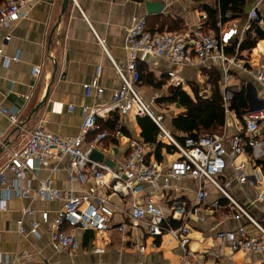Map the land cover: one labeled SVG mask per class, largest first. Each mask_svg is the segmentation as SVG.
I'll return each mask as SVG.
<instances>
[{"label": "crops", "instance_id": "1", "mask_svg": "<svg viewBox=\"0 0 264 264\" xmlns=\"http://www.w3.org/2000/svg\"><path fill=\"white\" fill-rule=\"evenodd\" d=\"M146 1L162 2L163 12L159 15H148L145 8ZM63 2L64 0H26L22 8L25 17L12 23L8 29L0 31V39L4 40L5 45L4 56L0 57V104L11 111L19 110L21 113L19 123H24L22 129L15 131L16 127L0 114V147L5 141L10 143L0 155V167L6 165L12 151H18L27 144L37 126L42 125L61 139L69 140L80 133L84 120L83 106L106 107L111 102L113 94L122 86L113 63L126 67V34L133 17L145 16L152 29L159 28L160 24L156 22V18L172 19L179 25L178 30L175 31L165 28V32L171 33H192L196 30L205 32L203 27L207 21V14L202 10L203 4L194 0H71L62 15ZM208 4H213V1ZM254 9L263 19L264 0H248L246 15L242 19L222 23V29L219 28L220 35L222 32H228L235 22L238 35L241 37L243 30L249 24L251 26L252 23H258L249 19ZM259 27L264 30V25ZM238 35L229 43V45L236 43L235 54L226 55L229 59L238 57L237 64L230 67L232 84L237 89L244 90L248 109L243 110L241 118L233 111L226 115V123L220 133L226 129L229 138L238 133L244 136L242 129L245 113L264 107V84H260L256 78L261 59L264 57V40L258 41L254 49L241 53ZM99 39L104 41L107 51L101 46ZM16 57L17 59L13 60ZM141 62H143L141 68L144 69L145 74L150 75V80L142 81L138 86L139 91L146 101L154 100L157 105L164 108L168 106L160 104L158 100L172 87L166 77L167 72L170 71L176 70L183 78L184 83L179 86L182 90L193 96L195 88L201 96L210 97L213 93L210 72L217 70L220 72L219 86L222 90L223 71L219 64L212 65L196 60L189 66L176 69L166 59L155 58L151 63ZM56 65L57 71H55ZM36 68L41 69L39 76L34 75ZM94 82H97V88L87 96L85 87ZM47 93L46 104L32 116L31 120H28ZM71 105L74 106L72 111L69 110ZM171 106H174V110L172 109L174 113L170 118L168 113L166 114L165 126L174 133L172 121L184 112V109L177 105ZM98 125L100 127L98 133L101 131L109 133L108 138L97 147V151L103 156L102 162L110 166L115 167L124 163L131 151L132 141L149 146L148 161L154 159L161 163L163 174H166L165 166L177 158L167 148H162L161 159L158 160L157 145L144 141L138 117L134 113L126 116L109 115L100 118ZM117 131L122 134L120 138L114 136ZM98 133H92L87 137L85 149L93 143ZM256 138L264 139V132H260ZM251 154V149L246 147L243 154L228 161V167L224 175L219 177V181L222 185L230 183L227 188L228 193L254 221L264 228V211L255 202L257 196L264 191V155L260 144L256 147L255 156H252L255 160ZM241 164H245L249 179L245 184L239 183L236 178V168ZM57 166L60 171L53 175L50 170L39 168L38 180H32L29 184L31 190L36 191L39 188V181L52 175L62 194L59 199L49 201L35 197L24 200L16 196L13 189L20 184L15 182L11 174L8 175L7 187L0 185V264H13L15 258L23 254L27 255V258L22 260V264H134L137 262L261 264L264 262V254H249L234 251L228 245L221 246L217 238L219 232L237 231L243 227L251 236L259 237L260 231L246 215L232 210L227 199L211 184L206 185L209 191L208 199L203 204H198L196 201L198 183L193 179L172 180L167 185L162 179L155 185H143L136 198L130 195L122 198L108 187L99 188L98 195L106 197L116 209L112 227L106 231L96 232L74 229L65 224L63 229L76 236L79 248L72 254L57 253L51 241L52 222L62 209L69 193L73 196H81L95 182L93 176L87 173L85 182L79 180L71 183L68 159ZM27 185L28 180L21 183V186ZM148 195L152 197L155 205L163 210L167 218H171L179 204L184 205L187 211L195 210L188 220V226L191 228L188 252H184L178 242L168 234L150 236L145 224L132 230H120L122 224L129 223L126 214L131 209L132 203L144 205V198ZM215 201H219L222 205L216 213L212 211V203ZM24 209L34 211L33 216L25 218L24 224L26 229L30 230V224L38 222L39 228L36 234L29 232L21 234L18 231L17 221L21 219ZM43 212L48 213V221L42 219ZM172 223L177 227L182 221L174 220ZM141 248L144 252L140 251ZM97 249H102L103 252L99 253Z\"/></svg>", "mask_w": 264, "mask_h": 264}, {"label": "built area", "instance_id": "2", "mask_svg": "<svg viewBox=\"0 0 264 264\" xmlns=\"http://www.w3.org/2000/svg\"><path fill=\"white\" fill-rule=\"evenodd\" d=\"M25 3L26 0H6L0 6V31L8 29L12 23L25 17L22 12ZM249 19L258 21L257 24L260 26L264 25V18L258 16L256 9L251 11ZM218 27L222 29L223 24L219 23ZM230 28L228 32H222L220 37L202 30L192 33L152 32L149 30L145 16L133 17L126 34V67L123 68L113 63L122 86L113 94L111 102L106 107H82L84 120L77 137L63 140L39 125L33 130L23 148L10 153L6 165L0 167V185L6 186L8 175L11 174L15 182L20 184L13 191L16 196L24 200L35 199V197L49 201L61 198V191L57 187L56 180L51 176L60 171L57 165L65 159H68L71 183L79 180L85 182L87 173L94 178V185L85 194L73 196L69 193L67 195L62 209L52 222L51 241L52 247L57 253L72 254L79 248L76 236L63 229L65 224L74 229L96 232L106 231L112 227L116 209L106 197L98 195L99 188L108 187L122 198L129 195L136 198L143 185H155L162 179L166 185L172 180L193 179L198 183L196 199L198 204H203L208 199L209 191L206 185L211 184L229 201L232 210L246 215L260 231L259 237L251 236L243 227L237 231L219 232L217 238L221 246L228 245L234 251L249 254H264V228L254 221L228 193L227 188L230 183L222 185L219 181V177L224 175L228 167V161L230 162L243 154L246 147L251 149V157H254L256 147L260 144L264 155V139L256 138L260 132H264V107L245 113L243 116L244 128L242 129L244 136L242 133H238L229 138L227 130L224 129L221 133L198 139L190 137L186 138L184 142H180L165 126L166 108L157 105L154 100L146 101L138 88L141 83L139 62L143 61L147 54L154 58L166 59L176 69L189 66L196 60L212 65L219 64L223 71L221 86L223 101L226 115L229 114L233 95L238 91L232 84L233 77L230 68L231 65L237 64L238 57L229 59L224 51L225 47L238 35L237 23L234 22ZM250 28L249 24L243 30L242 36L238 35V44H241ZM251 32L255 35V29H251ZM99 42L106 50L104 41L99 39ZM4 48V40L0 39V57L4 56ZM16 59L17 57L13 60ZM40 74V68L34 69L35 76ZM166 77L172 87H179L184 83L183 78L176 70L167 72ZM256 78L260 84H264V57L261 59L260 70ZM85 88L87 96H90L91 91L97 88V82L87 85ZM98 91L102 92L101 89ZM73 109L74 106H69V110ZM131 113L137 117L152 120L159 128L158 142L167 145L173 154H177V158L165 166L166 174H163V165L157 160L148 161L149 146L138 141L131 142V151L122 165L113 167L104 162L90 159L92 151L97 150V147L109 136L106 131L98 133L100 129L98 120L113 114L126 116ZM0 114L5 116L12 126L17 127L20 124L21 113L19 110L11 111L0 104ZM95 132L98 134L93 143L88 149H85L84 144L87 137ZM114 136L120 138L122 134L117 131ZM39 168L50 170L52 175L40 180L39 188L32 191L29 183L32 180H38L37 170ZM236 178L239 183H248L245 164L236 168ZM26 180H28V185L21 186V183ZM144 202V205L137 202L132 203L131 209L126 214L129 223L122 224L120 230H132L145 224L150 236L158 237L168 234L178 242L184 252H188L187 247L190 243L189 235L191 233L188 220L195 210L187 211L184 205L179 204L171 218H167L163 210L155 205L151 196H146ZM255 202L264 211V191L257 196ZM221 208L219 201L212 203L214 213ZM33 215L34 211L31 209L22 211V217L17 221L18 231L21 234L37 233L38 222H32L30 230H27L24 224L25 218ZM42 219L48 221L47 212L42 213ZM174 220H180L182 224L176 227L172 223ZM97 251L103 252L102 249H97ZM140 251L144 252V249L141 248ZM26 258L27 255H20L15 258L13 264H22V260Z\"/></svg>", "mask_w": 264, "mask_h": 264}, {"label": "trees", "instance_id": "3", "mask_svg": "<svg viewBox=\"0 0 264 264\" xmlns=\"http://www.w3.org/2000/svg\"><path fill=\"white\" fill-rule=\"evenodd\" d=\"M196 3L203 4L202 10L207 14V21L204 24L203 29L207 33H214L217 37H220L219 23H225L228 20L242 19L246 15V6L248 0H194ZM213 1V4H208ZM6 0H0V6L3 5ZM156 22H159L158 29L149 30L152 32H165V28L170 31L178 30V23L169 18H156ZM251 29H255V35L251 32ZM211 30V31H210ZM174 33V32H172ZM264 40V30L259 27L258 24L252 23L249 31L246 32L244 40L239 46V51H250L257 46L258 41ZM228 56L235 54L236 43L229 45L224 49ZM139 64V71L141 74V82L150 80V75L145 74V71ZM220 72H210V82L212 83V95L210 97L201 96L197 89H193V96L182 90L181 87H170L168 93L160 98L158 102L165 106L177 105L184 109L178 117L173 119V131L175 138L184 142L186 138H201L203 136L214 135L220 133L221 128L226 123V110L223 101L222 90L219 86ZM165 83V79L162 80ZM161 87V85H158ZM248 109V104L245 97V92L242 89H238L233 95L229 110L237 114L238 117H242L243 110ZM116 116V115H115ZM139 126L142 129V137L145 142L150 144H156V152L158 160L161 159L162 148H167L171 151V148L167 145L157 142L159 134V128L149 118L138 117ZM115 126V124H114ZM103 130V128H102ZM114 130V129H112ZM229 203V201L227 200ZM230 204V203H229ZM222 207V205H221Z\"/></svg>", "mask_w": 264, "mask_h": 264}, {"label": "water", "instance_id": "4", "mask_svg": "<svg viewBox=\"0 0 264 264\" xmlns=\"http://www.w3.org/2000/svg\"><path fill=\"white\" fill-rule=\"evenodd\" d=\"M71 0H64L63 2V6H62V15L66 12V9L68 7V4ZM145 8H146V12L148 15H159L163 12L164 7L162 2L156 1H146L145 2ZM154 57L150 54H147L144 58V62L145 63H151L152 61L154 62ZM55 71H57V65L55 66ZM55 77V76H54ZM54 80V79H53ZM50 90V88H49ZM48 90V93H49ZM48 93L46 94L45 98L43 99V101L41 103H39L37 105V107L34 109V111L32 112V114L30 115V117L28 118V120H31L32 116L37 113L39 111V109L44 106L47 102L48 99ZM24 127V123L19 124L15 131H19L20 129H22ZM10 145L9 142L5 141L2 143L1 147H0V155L5 151L6 148H8ZM90 159H92L93 161L96 162H102L103 161V156L101 154H99V152L97 150L92 151L91 155H90Z\"/></svg>", "mask_w": 264, "mask_h": 264}, {"label": "rangeland", "instance_id": "5", "mask_svg": "<svg viewBox=\"0 0 264 264\" xmlns=\"http://www.w3.org/2000/svg\"><path fill=\"white\" fill-rule=\"evenodd\" d=\"M206 32V31H205ZM169 106H171V105H168V107H166L167 109H166V114L168 113V118H170V116H172L173 115V113H174V109H173V107L174 106H171V107H169ZM169 108V109H168ZM173 109V110H172ZM175 156H177V154H174Z\"/></svg>", "mask_w": 264, "mask_h": 264}]
</instances>
